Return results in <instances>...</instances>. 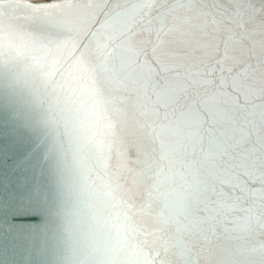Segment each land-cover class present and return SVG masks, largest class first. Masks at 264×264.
<instances>
[{"label": "snow or ice", "instance_id": "6c2138e0", "mask_svg": "<svg viewBox=\"0 0 264 264\" xmlns=\"http://www.w3.org/2000/svg\"><path fill=\"white\" fill-rule=\"evenodd\" d=\"M0 41L94 97L133 264H264V0H0Z\"/></svg>", "mask_w": 264, "mask_h": 264}, {"label": "water", "instance_id": "95a60500", "mask_svg": "<svg viewBox=\"0 0 264 264\" xmlns=\"http://www.w3.org/2000/svg\"><path fill=\"white\" fill-rule=\"evenodd\" d=\"M66 148L62 130L19 70L0 66V264H63Z\"/></svg>", "mask_w": 264, "mask_h": 264}, {"label": "clouds", "instance_id": "9594fccd", "mask_svg": "<svg viewBox=\"0 0 264 264\" xmlns=\"http://www.w3.org/2000/svg\"><path fill=\"white\" fill-rule=\"evenodd\" d=\"M0 66H13L36 92L67 148L61 167L63 264H133L142 217L99 162L90 120L94 97L87 87L51 84L27 56H11L0 41Z\"/></svg>", "mask_w": 264, "mask_h": 264}]
</instances>
